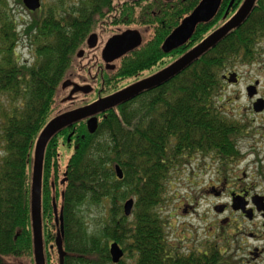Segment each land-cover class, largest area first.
<instances>
[{
  "label": "trees",
  "instance_id": "16d2710c",
  "mask_svg": "<svg viewBox=\"0 0 264 264\" xmlns=\"http://www.w3.org/2000/svg\"><path fill=\"white\" fill-rule=\"evenodd\" d=\"M11 1L0 0V264H35L31 216L35 145L51 119L83 98L63 103L68 95L64 81L82 84L94 76L92 63L77 57L93 28L107 16L112 27L150 26L144 44L115 73H101L89 97L114 92L120 77L135 78L174 63L228 22L244 0H223L216 17L199 24L190 41L169 54L162 50L165 39L202 0H46L24 30L34 47L35 61L30 65H22L16 51L22 37L18 29L24 25L14 18ZM261 42L264 0L257 1L240 28L179 75L101 116L95 134H89L82 122L50 140L42 190L46 264H59L54 200L63 209L64 264H114L112 243L119 244L134 264L230 263L215 249L209 255L198 249L177 250L168 231L172 214L163 213L172 173L196 150L219 149L217 144H228L235 134V117L225 112L230 99L224 98L223 76L253 62ZM73 129L69 144L65 136ZM61 146L72 150L63 172ZM116 166L123 172L121 180ZM130 199L135 205L126 217L123 205ZM91 214L96 215L94 231L87 223ZM125 258L119 264H126Z\"/></svg>",
  "mask_w": 264,
  "mask_h": 264
},
{
  "label": "flooded vegetation",
  "instance_id": "af4514ba",
  "mask_svg": "<svg viewBox=\"0 0 264 264\" xmlns=\"http://www.w3.org/2000/svg\"><path fill=\"white\" fill-rule=\"evenodd\" d=\"M130 1L134 2L136 0ZM163 1L168 2L171 0ZM25 10L34 19L39 16L42 8L35 12L27 8ZM151 13L154 17L156 16L155 11ZM107 18L108 16L104 18L105 20L98 22L93 28L94 30L86 38L85 47L77 53L79 59H87L92 63L94 76L90 78V81H84L81 84L82 86H92L93 91L91 94L95 91L96 79L101 76V73L102 75H105L106 71L115 73L122 61L144 44L147 39L145 33H147V28L150 27L149 25L141 28L136 25L112 27L109 22H106ZM90 19H92V16ZM127 31H137L140 34L142 38L140 46L127 52L108 66L102 57L107 42L111 38L120 36ZM24 36L26 37V35ZM92 36H96V38L92 39V43L96 45L93 49L88 44ZM27 39L29 40V38ZM82 51L83 53H81ZM80 53L82 57L79 56ZM254 57L256 59L253 62L238 65L239 69L260 62L264 64V54L254 55ZM164 68L144 72L135 78L120 77L121 81L116 82V90L114 92L107 95L96 94L97 98L91 101L87 99L91 94L87 96L79 93L75 96L72 103L83 97L80 103L67 111L88 106L100 98L108 97L149 78ZM232 73L237 74V82L235 84L229 83ZM223 80L226 86H238L242 82V77L236 71H228L223 76ZM71 90V88L68 89V94ZM245 94L250 103L248 107H243L244 109L239 108L238 117H235L234 120L235 134L229 136L231 137L230 142L228 144H217L219 149H214L208 153L203 152L201 149L196 150L185 165L200 161V163L196 164L198 167H206V171L214 170L217 174L216 179L214 178L215 180L211 181L212 183L209 182L203 190L202 196L206 205L204 215H202L205 241L200 246V249L198 248V251L209 255L215 249L225 259L228 258L230 260L229 264H264V87L262 82L260 80L251 82V84L246 86ZM233 103L231 99L225 103V112L227 111V105ZM123 104L98 114L97 118L99 119L110 110L119 111ZM67 111H63L60 114ZM82 122L85 123L88 131V119L79 123ZM71 132H75V129ZM60 133L57 135H60ZM69 134L65 136L67 141ZM74 134L71 141H68L69 144L72 143ZM178 209H182L186 215L198 216L197 210L189 204H183ZM174 246L177 250L182 249L180 244L174 243ZM189 250L191 251L193 248H189ZM182 252H185L184 249Z\"/></svg>",
  "mask_w": 264,
  "mask_h": 264
},
{
  "label": "water",
  "instance_id": "95a60500",
  "mask_svg": "<svg viewBox=\"0 0 264 264\" xmlns=\"http://www.w3.org/2000/svg\"><path fill=\"white\" fill-rule=\"evenodd\" d=\"M222 1L223 0H202L194 11L167 37L162 45V50L166 54H169L186 45L193 37L199 24L209 23L216 17L222 5ZM257 1L258 0H245L238 12L227 23L160 72L108 97L100 98L88 106L67 111L55 116L48 122L36 142L33 161L31 216L35 264H46L43 238L42 190L44 159L46 148L50 140L63 130L71 128L75 124L86 119H88V132L90 134H95L98 129V114L128 102L148 90L160 87L179 75L204 53L215 47L229 34V32L239 28L247 20ZM23 4L28 10L35 12L41 9L42 0H23ZM94 38H96V36H92L88 42L91 49L96 47V45L92 43V39ZM141 41L142 38L137 31H127L120 36H115L107 42L102 53L103 60L109 66L116 59L140 46ZM81 53H83V51ZM81 53L79 54L80 57H82ZM236 78L237 74L232 73L230 75L229 83L235 84L237 82ZM62 88L63 90L72 89L68 96L63 99V103L72 102L75 96L79 93L89 95L93 91L92 86H82L70 79L64 81ZM72 135L73 133L68 137L69 142L71 141ZM116 174L118 179H123L124 175L119 166L116 167ZM53 205L55 223L58 228L56 232L55 246L59 257V264H64L67 252L64 248L65 225L63 209L61 208L59 210L55 201L53 202ZM134 205V199H130L125 203L124 213L126 217L132 215ZM110 255L112 262L114 264H119L123 260L125 252L119 244L113 243L110 245Z\"/></svg>",
  "mask_w": 264,
  "mask_h": 264
},
{
  "label": "rangeland",
  "instance_id": "374dc122",
  "mask_svg": "<svg viewBox=\"0 0 264 264\" xmlns=\"http://www.w3.org/2000/svg\"><path fill=\"white\" fill-rule=\"evenodd\" d=\"M42 2L44 4L46 0H42ZM25 8L26 7L22 1L21 3L18 0L11 1V9L14 18L20 24L24 25L23 27L20 26L18 29V32L22 37L16 51L20 57L21 64L30 65L35 61L33 54L34 47L24 36V30L30 24L32 18ZM256 48L260 54H264V42L258 44ZM235 71L241 75L242 82L238 86H226L224 98L231 99L232 102H234L233 104L227 105V112L232 117L237 118V113L240 111L239 108L244 109L243 107H248L250 103L245 94L246 86L251 84V82L253 83L255 80H260L264 87V64L260 62L252 66L248 65L246 67H241L240 69L239 66H237ZM89 96L87 98L90 99L89 101L97 98V96ZM71 153V149L65 146L60 147L59 169L61 172L66 169ZM197 163H200V161L187 164L179 168L177 172L172 173L167 191L168 202L163 213L164 216L168 217L172 214L170 218V226L168 228L171 238L170 242L173 244H180L182 250L184 249L185 252H187L189 248L200 249V246L205 241V228L202 215H204L206 205L202 195L207 184L211 181L213 182L217 177L214 170L206 171V167L200 168L196 165ZM125 203L123 205V210ZM183 204H189L194 207L197 210L198 216L184 214L182 209H178ZM98 212L100 213V217H104V209L101 210L100 208L98 209ZM95 216V214H91L89 219H87L88 227L91 231L96 229L94 222ZM125 263L134 264L135 261L127 257L125 258Z\"/></svg>",
  "mask_w": 264,
  "mask_h": 264
},
{
  "label": "bare ground",
  "instance_id": "6f19581e",
  "mask_svg": "<svg viewBox=\"0 0 264 264\" xmlns=\"http://www.w3.org/2000/svg\"><path fill=\"white\" fill-rule=\"evenodd\" d=\"M220 8H221V7H220ZM254 8H255V7H254ZM254 8H253V9H254ZM252 11H253V10H252ZM252 11H251V13H252ZM251 13H250V14H251ZM239 28H240V27H239ZM237 29H238V28H237ZM234 30H235V29H234ZM232 31H233V30H232ZM229 33H230V32H229Z\"/></svg>",
  "mask_w": 264,
  "mask_h": 264
}]
</instances>
